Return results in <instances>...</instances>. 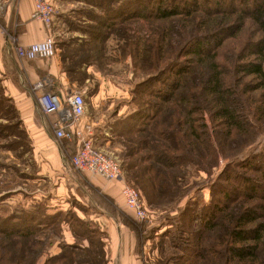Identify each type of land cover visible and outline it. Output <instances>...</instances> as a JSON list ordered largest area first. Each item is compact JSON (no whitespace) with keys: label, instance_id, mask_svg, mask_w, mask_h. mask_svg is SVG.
I'll return each instance as SVG.
<instances>
[{"label":"trees","instance_id":"obj_1","mask_svg":"<svg viewBox=\"0 0 264 264\" xmlns=\"http://www.w3.org/2000/svg\"><path fill=\"white\" fill-rule=\"evenodd\" d=\"M95 5L102 13L98 29L110 32L141 19L197 17L183 21L182 29L192 24L191 35L164 30L147 42L145 53L157 58L152 64L161 60L166 66L139 85L136 111L113 130L131 136L125 143L128 169L149 205L167 193V179L181 174L186 179L187 166L198 163L195 157L210 156L214 167L219 154L212 135L221 154L230 156L210 202H191L173 234H166L170 252H177L162 263L264 264V150H257L264 144V0H95ZM4 110L0 105V116ZM6 129L14 128L0 124V134ZM2 210L0 264H39L62 224L76 242L61 243V253L45 264H104L96 239L101 232L72 211L16 207L3 215Z\"/></svg>","mask_w":264,"mask_h":264},{"label":"rangeland","instance_id":"obj_2","mask_svg":"<svg viewBox=\"0 0 264 264\" xmlns=\"http://www.w3.org/2000/svg\"><path fill=\"white\" fill-rule=\"evenodd\" d=\"M77 1L71 4L73 7L69 6L68 10L59 16L63 38H57L56 54L49 59L18 57V50L25 49L31 44L24 45L21 42L19 29L14 24L12 27H6L1 23L8 6L4 1H0V36L5 37L8 53L17 59V68H19L18 74L13 69L8 77L11 76L14 82L12 84L29 96L33 103L29 108H35L33 118L23 120L14 96L7 91L4 84H0V105L2 110L5 109L0 116V124L14 128L6 129L3 135L0 134V206L4 209L1 213L6 215L16 207L32 209L35 206L46 208L49 214L72 211L73 215L90 221L91 227L101 232V236H97L96 239L101 240L105 252L104 264H127V261L123 260L126 256L129 257L128 264H163L166 255L177 252L175 250L170 252V238L166 237V234L169 232L173 234L181 213L191 202L201 206L210 202L213 185L219 180L225 166L231 162L230 158H226L230 156L221 154L219 143L212 135L213 145L218 149L219 154L214 167V161L210 156H206L204 161L195 157L198 163L187 166L186 179H183L182 174L180 176L174 172L178 178L167 179L169 186L167 193L159 197L156 203L149 205L139 182L128 169L130 160L125 156V143L131 139V136H119L118 133H113V130L120 129L128 116L136 111L139 103L135 102L136 91L139 85L152 78L160 66H166L161 60L152 64L157 58H154L155 53H145L147 42L158 37L164 30L170 35L176 34L177 29H182L184 26L183 21L188 19L187 23H193L195 21L192 18L197 19V17H176L164 21L141 19L127 22L110 32V30L98 29L100 23L98 24L96 17L101 16L102 13L95 5V0ZM33 2L35 5L34 0ZM49 2L55 8L54 19H57L58 0H49ZM191 27L192 24L189 28L182 29L186 36L191 35L189 33ZM100 31L101 35L98 34ZM92 32L97 36L91 35ZM102 38L103 41H100ZM61 42L64 45L60 46ZM137 46L140 50L138 58L135 56ZM54 59L61 64L66 78L64 93H85L86 116L88 121L95 124V133L99 135L98 141H101L99 149H107V152L103 151L120 161L124 170L125 184L140 191L152 215L150 222L137 220L125 206L123 198L117 200L112 196L104 195L100 187L94 184L93 186L89 182L88 174L73 170L67 173L68 161L75 148L72 145L66 146L64 142H57L53 127L56 116H46L39 107L38 99L44 90L37 93L33 90L37 83L49 80L55 91V78L46 72L48 62ZM34 70L38 73L37 79L32 76ZM0 83H2L1 79ZM25 106L23 108H26ZM27 116L28 114L25 113V117ZM206 121L211 130L207 118ZM43 128L58 146L65 163L61 170H53L46 165L47 161L41 151ZM103 129L111 131L110 136L113 140L110 144L100 138ZM263 145L261 143L257 150L262 152ZM246 152L247 150L244 153ZM62 183H65L68 189H72L64 197L65 203L58 195L59 190L60 194L64 195ZM73 183H77L76 186ZM120 184L122 188L124 183ZM71 214L69 213V216H72ZM100 215L110 221L108 227L105 226V220L100 218ZM62 225L59 238L50 241L39 258V264H45L49 258L59 255L61 243L76 242L69 225ZM84 245L87 243L84 242Z\"/></svg>","mask_w":264,"mask_h":264},{"label":"built area","instance_id":"obj_3","mask_svg":"<svg viewBox=\"0 0 264 264\" xmlns=\"http://www.w3.org/2000/svg\"><path fill=\"white\" fill-rule=\"evenodd\" d=\"M33 18L43 23L47 31L55 22V8L49 0H34ZM55 37L48 36L44 41L33 43L18 50L19 58L49 59L56 54ZM34 92L44 90L38 104L46 116H56L53 124L56 140L74 146V153L68 161V172L91 174L105 181L124 183L121 196L125 206L140 221L150 222L152 215L147 209L141 193L124 181V170L120 161L99 149L95 143V124L87 120L86 96L84 92L58 93L49 80L37 83ZM59 143V144H60Z\"/></svg>","mask_w":264,"mask_h":264},{"label":"crops","instance_id":"obj_4","mask_svg":"<svg viewBox=\"0 0 264 264\" xmlns=\"http://www.w3.org/2000/svg\"><path fill=\"white\" fill-rule=\"evenodd\" d=\"M4 1V3L8 6L7 12L1 19V23L5 25L6 27H12L13 24L18 30L19 37L21 42L24 45H29L37 42L44 41L48 36L55 37V43L57 38H63L61 35L62 29L61 26V19H59V16L64 14L65 10H68L69 6L73 7L74 2H78L77 0H58V12H57V19L54 22L53 28L50 31H47L45 26L42 22L35 20L33 18V13L35 11V5L33 0H0ZM60 9V11H59ZM61 18V17H60ZM19 27V28H18ZM6 39L3 36H0V84H4L5 88H7V91L11 93L12 96H14V99L16 101V104L22 114V119H31L33 118L34 113V107L29 108V105H32V101L29 99V96L25 92H21L18 87H16L13 82L12 77H8L9 73H12V70L15 69L17 74L19 68H17V59L13 57V55H10L7 49ZM57 46V43H56ZM42 62V61H40ZM49 66L46 68V72L48 74L52 75L55 85V92L58 93H64V86L66 85V78L64 75V72L62 70L61 64L57 62L55 59L51 62H48ZM40 66V65H39ZM40 68H43L40 66ZM40 68H38L40 70ZM32 73V72H31ZM16 75V74H15ZM32 76L38 78V73L34 70L32 73ZM17 77V75H16ZM18 78L19 75H18ZM57 78V79H56ZM21 81V78L19 79ZM13 83V84H12ZM86 100V98H85ZM20 105V106H19ZM27 105V106H25ZM26 108H23V107ZM25 113L28 114L27 117H25ZM44 137L42 139L43 144H41V151L46 159V165L47 167H50L53 170H61L65 166V163H63V160L61 158L58 146L53 142V140L48 136L47 131L45 128L42 129ZM105 131V134H104ZM111 131L110 129H103V133H101V140L107 141L108 144L111 143L113 140V137L110 136ZM106 135V136H105ZM97 135L95 133V143L96 146H100L99 144L101 141H98ZM103 136V137H102ZM108 136V137H107ZM105 137V138H104ZM102 150L107 152V149L101 148ZM38 155V152L36 153ZM44 162V160H43ZM67 173H69L67 171ZM65 174V173H64ZM89 176V182L95 186L100 187L103 190L104 195L112 196L116 198L117 200H122L121 196V188H120V182H107L103 178L95 175L88 174ZM67 182V181H66ZM65 182V183H66ZM62 183L61 187L64 190V195L60 194V190L58 192V195L63 199V202L65 203V196L68 191H72V189H68L66 187V184ZM77 183H73V185L76 186ZM93 185V186H94ZM57 210H54L56 212ZM100 218L104 219L105 226L108 227L110 221L100 215ZM99 220V219H98ZM101 220V219H100ZM108 229V228H107ZM123 260L127 261V264L129 263V257L126 256L123 258Z\"/></svg>","mask_w":264,"mask_h":264}]
</instances>
